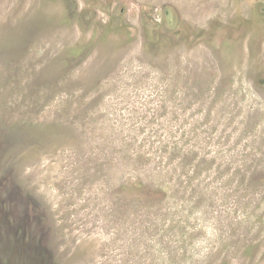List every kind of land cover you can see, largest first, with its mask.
Segmentation results:
<instances>
[{"label": "rangeland", "instance_id": "1", "mask_svg": "<svg viewBox=\"0 0 264 264\" xmlns=\"http://www.w3.org/2000/svg\"><path fill=\"white\" fill-rule=\"evenodd\" d=\"M0 192V264H264V0H0Z\"/></svg>", "mask_w": 264, "mask_h": 264}, {"label": "trees", "instance_id": "2", "mask_svg": "<svg viewBox=\"0 0 264 264\" xmlns=\"http://www.w3.org/2000/svg\"><path fill=\"white\" fill-rule=\"evenodd\" d=\"M169 180V179H168ZM161 190H162V192L164 193V194H166L164 191H167L165 188H160ZM2 193H4V192H0V197H4V196H2L3 194Z\"/></svg>", "mask_w": 264, "mask_h": 264}]
</instances>
